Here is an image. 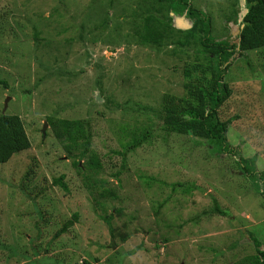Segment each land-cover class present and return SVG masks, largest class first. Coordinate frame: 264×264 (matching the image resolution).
<instances>
[{
	"label": "rangeland",
	"instance_id": "374dc122",
	"mask_svg": "<svg viewBox=\"0 0 264 264\" xmlns=\"http://www.w3.org/2000/svg\"><path fill=\"white\" fill-rule=\"evenodd\" d=\"M124 1L109 8L110 0H0V80L13 88L0 86V116H20L31 142L30 149L0 165V264H240L256 254L255 239L264 244V50L232 59L226 73L233 78L231 100L240 105L220 109L222 120L234 119L231 150L207 165L203 157H211L209 146L194 144L193 137L162 142L161 121L153 110L163 94L178 93L183 84L179 63L166 53L174 44L162 51L140 45L131 16L138 4L125 6ZM239 1L238 16L227 23L231 1L189 0L214 20V37L224 40L227 34L231 44L238 43L237 27H232L243 20L245 5ZM47 18L51 24H45ZM177 25L189 27L182 19ZM80 34L87 38L80 41ZM199 49L185 48L192 60L195 50L203 57ZM244 101L249 108L243 109ZM147 106L146 114L142 108ZM142 115L152 120L145 122ZM49 116L90 121L91 148L104 164L101 178L116 190V200L95 204L49 125L42 134ZM136 118L151 124L157 137L123 161L118 152L133 140ZM244 159L255 161V175L241 171ZM142 168L161 176L165 185L138 189L136 183L144 184ZM170 184L183 187L173 191ZM215 200L227 216L214 211ZM113 210L107 225L101 216ZM74 214V227L57 237ZM38 223L44 227L40 234ZM45 244L51 250L30 260L10 249L32 255L33 248L41 253Z\"/></svg>",
	"mask_w": 264,
	"mask_h": 264
},
{
	"label": "trees",
	"instance_id": "16d2710c",
	"mask_svg": "<svg viewBox=\"0 0 264 264\" xmlns=\"http://www.w3.org/2000/svg\"><path fill=\"white\" fill-rule=\"evenodd\" d=\"M116 1L119 2L120 0H110L108 4L109 8L113 7ZM229 1H231L229 4L231 14L227 16V23L236 18L240 10L239 0ZM245 1L247 13L244 14L238 43L235 44L222 40H220V42L217 41V38H215L213 34L214 20L207 17L202 10L195 8L189 0H149L148 3H145L143 0H125L122 2L123 4H127L125 6L131 5V2L134 5H136V3L138 4V7L136 5L135 9H132L131 16L134 23L133 37L137 35V40L140 45L149 46L158 51H162V49H168V47H172L174 44V47L166 53L173 56L179 63L178 66L180 68L178 69L181 70L183 84L179 91L180 93L163 94L160 98L158 107L153 110L161 121V128L158 129V131L164 133L162 142L168 143L171 136H175V139H178L180 136L193 137L194 144L209 146L211 157L208 159L203 157L207 165H213L212 161L216 160L215 156L218 157L221 154L225 156L224 154L231 150L228 139L231 129H233L231 125L234 119L222 120L220 118V109H222V111H224V108L226 110L232 109L234 108V103L236 106L240 105L235 100L236 98L231 100L233 78L228 79L227 73L231 72L230 70L233 67L231 66L232 59L236 54L243 55L244 53L264 50V0ZM98 9H102V5ZM172 14H187L193 22V28L189 31H183V29H181L182 27L179 29V26L174 23ZM106 19L98 21L102 28L107 25ZM45 24H51V20L47 18ZM82 28L84 27L82 26ZM226 35L227 34H224V36ZM176 36L180 38L177 40ZM85 38H87V36L83 34H80L78 37L80 41H84ZM98 40L99 38L97 36L93 39L95 42H98ZM112 41H114V39H112ZM190 45L199 46V52H201L203 57L195 50L196 52L192 56V60L189 52L185 50V48L190 47ZM42 48L44 49L45 46L37 48L36 51L40 53L41 50H43ZM36 51L35 54H37ZM49 53H51V51ZM183 54H185L187 58H183ZM248 64L250 65L251 63L248 61ZM46 66L44 62V68H48V66ZM48 70L51 69L48 68ZM60 75H62V73ZM262 84L264 88V81ZM0 86H5L7 90L13 89L12 86L9 87L7 80H0ZM21 88L25 92L23 86H21ZM116 105V108H123L120 104ZM241 105L243 109L249 108V104H247L246 101L241 102ZM148 109L149 107L147 106L146 108H142V111L147 114ZM137 112L139 113V111ZM142 117L146 119L145 122H147V120H152V118L147 115H142ZM46 120L53 135L59 140L69 158L73 160L72 164L81 175L82 181L89 194L94 198L95 204L97 206H104V204H107V201L116 200V190L110 188V182H106L101 178L104 172V164L100 156L91 148L92 132L90 121L87 119H64L57 116H49ZM141 121L142 119L139 121L138 118L134 120V128L131 130L133 132L130 133L131 135L132 133L134 134V138L132 141L123 143L122 151L118 152V154L124 157L123 161L131 151H136L140 148L143 149L144 145H151L155 142L153 139L157 137V135L154 133V129H151L152 125L145 122L139 124ZM123 131L121 132L122 135H124ZM241 133H244V130L241 131ZM244 134L241 135L244 136ZM127 135L128 134L125 136ZM30 147L31 142L20 116L6 114L0 116V165L8 163L14 155L28 150ZM82 161L83 163L81 164ZM179 161L183 163V156H180ZM254 162L253 159H244L242 162H239V165L242 166L244 170L241 167H239V169L241 168V171H244L248 176L255 175L256 173L254 170L256 168ZM122 169H124L123 166ZM148 170L144 168L139 170V172H141L139 175L140 181H143L144 184L141 185L136 183L138 189H140V187L150 188L155 185H165V183L160 180L161 176L155 174L150 176V174H147ZM120 174L121 172L119 171L115 174V177L118 178ZM62 178H64V176H62ZM260 178L264 180V173H262ZM55 181L61 184L65 191H67V184L61 182L62 179ZM118 181H120V179ZM169 187H172V190L175 191L177 188L183 186L179 184H170ZM261 195L264 197V190L261 191ZM215 202L216 207L214 211L219 212L218 214L223 216H227L228 212L221 210L217 200H215ZM34 204H36L34 206H38L35 200ZM116 209L117 208H114L116 213H120V210L117 211ZM114 210L110 214L101 216L107 225H111L115 214ZM35 211L40 221H45L46 217L42 210L36 208L34 212ZM73 217V220H69L67 223L62 224L63 226L57 232V237L69 233V230L74 227V221L77 220L78 215L74 214ZM35 228L37 234H40L41 231L44 230V227H39V223L35 225ZM109 229L113 239L116 238L117 236L115 235L114 228L109 227ZM125 239L126 236H122V240L125 241ZM166 241L167 240L164 239V241L161 242L164 248ZM254 243L256 254L245 258L242 263L264 264V249H262L264 244L257 239L254 240ZM51 248L52 247L48 244H45V248L41 253L33 248L34 252L31 255L19 254L15 247H10L12 254L15 257H19L21 260H30L34 256L40 257L48 253ZM43 258L45 261L48 259L46 257ZM86 264L88 263L86 262Z\"/></svg>",
	"mask_w": 264,
	"mask_h": 264
},
{
	"label": "clouds",
	"instance_id": "9594fccd",
	"mask_svg": "<svg viewBox=\"0 0 264 264\" xmlns=\"http://www.w3.org/2000/svg\"><path fill=\"white\" fill-rule=\"evenodd\" d=\"M172 17L174 18V23L177 25V20L176 19H182V20H185V21H187V23L189 24V27L188 28H181V29H183V31H189V30H191L192 28H193V22H192V20H191V18L187 15V14H183V15H176V14H172ZM244 17V16H243ZM242 23V22H241ZM241 23H240V26L238 27V25H233V27L232 28H234L235 29V27H237L236 28V30H237V32H238V35H237V37H238V39H239V36H240V32H241ZM178 27V26H177ZM179 28V27H178ZM180 29V28H179ZM227 36V35H226ZM225 36V38H227V39H224V40H222V41H226V42H229L228 41V39L230 38V37H226ZM231 37H233V35H232V33H231ZM217 41H219L220 42V40L219 39H217ZM45 122H47V121H45ZM48 123V122H47ZM49 125V124H48Z\"/></svg>",
	"mask_w": 264,
	"mask_h": 264
},
{
	"label": "water",
	"instance_id": "95a60500",
	"mask_svg": "<svg viewBox=\"0 0 264 264\" xmlns=\"http://www.w3.org/2000/svg\"><path fill=\"white\" fill-rule=\"evenodd\" d=\"M242 4L245 5V4H246V1H245V0H242ZM241 12H243V16H244L245 13H247V9L245 8V6H244L243 9H241ZM240 19H241V18H240ZM176 20H178V19H176ZM179 28H181V27H179ZM7 107H8V100L6 101V106H5L4 111L7 109ZM47 128H48V123L45 122V123H44V126H43V129H42V134L44 135V137H45V135H46V130H47Z\"/></svg>",
	"mask_w": 264,
	"mask_h": 264
}]
</instances>
